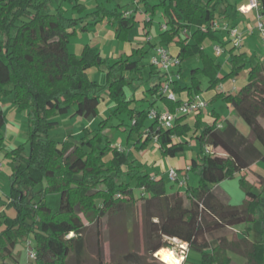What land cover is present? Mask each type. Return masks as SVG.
<instances>
[{
  "label": "trees",
  "instance_id": "1",
  "mask_svg": "<svg viewBox=\"0 0 264 264\" xmlns=\"http://www.w3.org/2000/svg\"><path fill=\"white\" fill-rule=\"evenodd\" d=\"M65 2L71 3L80 16L67 15ZM122 8L118 5L108 9L100 4L89 13L90 21L84 23L82 14L86 6L80 0H0V100L12 95L16 107L26 112L30 142L28 153L20 145L5 154L15 165L6 203L9 207L13 205L17 213L15 216L6 211L0 213V264L9 261L18 264L16 248L30 240V236L36 242V258L32 259L36 264H70L71 256L76 264H83L86 225L81 215L90 222H99L122 208L130 214L139 201L144 249L150 255L170 247L167 238H176L187 243L189 250L201 254V264H231L230 251L245 256V264H264V177L263 190L257 192L255 184L243 173L258 162L264 163V59L254 62L247 52L227 48L226 33L212 27L215 20L233 19L238 8L229 0H159L158 4L139 0L133 10ZM158 8L166 16L167 28L160 31L158 43L148 41L152 49L175 44L182 62L177 69L181 76L183 62L194 58L201 61V66L191 68L190 84L182 85L179 80L173 84L176 94H185L186 98L170 100L163 96L159 89L162 76L152 63L145 75V65L140 61L150 48L138 49L140 58L131 53L113 62L107 61L91 44H84L79 55L69 48L70 39L79 29H88L106 19L114 26L116 37L127 40L139 20L136 14L142 11L149 15L144 20L147 29ZM208 40L226 48L230 62L227 73L221 75V63L205 51L204 43ZM104 63L109 69L107 83L102 85L89 79L87 69ZM245 70L248 81L244 86L228 94L218 92L212 101L221 99L231 104L250 126L251 137L230 120L218 127L220 116L214 110L211 122L204 121L202 112L195 115L193 122L187 115L178 116L172 128L157 127L155 120H149L150 109L160 112L155 107L159 99L174 112L183 101L203 94L202 75L208 78L206 90H210L236 79ZM126 85L133 92L144 88L149 106L144 108L143 104H137L138 100L130 98ZM106 89L107 97L114 103L111 116L120 120L117 124L109 126L102 121L93 136H90L93 131L86 128L80 142L70 135L63 141L50 137L49 130L58 124L53 119L56 114L74 108V115L88 120L96 118ZM5 119L0 107V132ZM105 128L126 133L127 146L132 144L137 151L148 149L157 134L163 157H176L185 151L188 139H196L201 150L190 164L189 173L197 176V183L190 185V182L185 191L179 185L169 191L162 175L150 172L128 149L114 145L103 133ZM3 142L0 135V150ZM87 146L91 151L86 150ZM207 146L213 151L206 152ZM108 153L112 156L106 160ZM237 174L246 195L241 205L231 204L220 187L224 180ZM136 188L140 190L139 198ZM50 194L59 195L56 211L47 201ZM240 224H259L260 239L239 237L232 228ZM96 254L98 264L144 263V256L136 251L124 253L119 260L107 261L102 244Z\"/></svg>",
  "mask_w": 264,
  "mask_h": 264
},
{
  "label": "rangeland",
  "instance_id": "2",
  "mask_svg": "<svg viewBox=\"0 0 264 264\" xmlns=\"http://www.w3.org/2000/svg\"><path fill=\"white\" fill-rule=\"evenodd\" d=\"M80 2L85 4L86 6V11L82 14V17L86 19L84 23H87L90 21L91 18V15L89 13L97 9L98 3L96 2V0H80ZM116 3H120L123 7L122 9L133 10L135 8L136 0H115L114 4H111V2H107L109 7L112 8L115 7ZM63 5L65 6V8H67L68 10L67 15H69L70 17L80 16L79 11L73 9L71 3L65 2L63 3ZM54 7H56V5ZM140 18L141 15L138 14L137 19L139 20L135 24V26L129 31L127 40L122 41L118 39L116 37L115 28L111 27L112 25H109V23L107 22L108 20L106 19L104 24L99 22L95 26H89L88 29L85 30L79 29L78 33L75 34L70 39L69 48L73 53L79 55L82 52L84 44L86 43L91 44L109 62H113V59H116L120 56L125 57L126 55L131 53L135 54L134 58L136 59L140 58V54H139L140 52L136 53L138 49H141L143 47L146 49L150 48L152 50V48L154 47H151V44L148 41L151 40L152 44H156L160 40L161 25L166 22V16L164 15L161 9H158L156 11L155 16L153 17V23L151 24L150 28H148L149 35L145 34L146 30L143 29L144 26L143 20L145 19L140 20ZM252 38H254L252 39L253 41L252 45H254L255 48H252L250 53L252 56V60L254 61L256 53L260 55H264V45L259 37L258 38L252 37ZM139 40H143L142 42L144 46L139 43ZM145 43L147 44L145 45ZM175 46H169V50L171 53L177 51V46L176 47ZM154 52L156 53L155 49L150 51L149 53H146L144 58L140 61L141 65H145V70H144L145 75L149 74L150 71L149 65L152 62V56L154 55L153 54ZM209 53L213 56V49L211 47ZM229 64L227 63V68L226 69L224 68L223 72H226L227 70L230 69ZM193 66H201V61L199 58H194L192 60L183 62L182 68L184 70V73L182 74L179 80L183 85L186 83L190 84L191 82L190 71ZM108 69L109 66L107 63L101 65H95L87 69V75L90 80L105 85L108 80L107 77ZM129 72L130 71L127 70L126 74L129 75ZM118 75L120 76V74ZM201 79L203 82V89L206 90L209 86V80L204 75L201 76ZM247 81H248V70H245L242 71L236 77V79L227 81L226 86L228 88L231 87L232 89L235 86L238 90L242 86H244L247 83ZM219 88L222 89V87ZM222 90H224V88ZM125 91L129 97L132 96L133 91L130 88V85H126ZM233 91L236 92V90ZM108 95H109V91L106 89L103 94L104 98L101 99V103L99 105L101 108L107 105L105 104V102L109 100V98L107 97ZM216 101H219L218 103L219 109L223 107V109H220L222 113L224 111L225 113H228L226 106L224 104L225 102L221 99H218ZM216 101L210 104V106L209 105L207 106L206 112L213 110L214 107H217L215 103ZM109 104L113 105L114 103L111 102ZM0 105H2L0 107L4 110L6 117L5 119L6 123L0 132V135L3 137V141H4V148L2 153L5 155L7 151L13 150L20 145H24L25 146L24 152L28 153L30 150V142L28 141L26 112H21L15 106L12 95L6 96L3 99H1ZM228 115L244 135L251 137L250 126L241 116H239L236 112L230 113ZM189 117L190 115L188 116V118ZM190 118H189L190 122H193L194 118L193 117ZM53 119L57 121L58 124L57 126L49 130L50 137L55 140L63 141L68 135H70L76 142H80L82 135L85 134L86 128H90V130L93 131V133L90 134V136H93V134L98 132L96 130L100 129V125H101L100 123L102 121L104 122L106 121L105 122L106 125L109 126L113 124H117L120 121L118 117L111 116L110 110L108 111L107 114L104 115H102L99 112V115L96 118H94L93 120H88L81 115H74V108H72L68 113L54 115ZM88 121L90 122L89 125L86 124ZM103 133L110 138L113 135L115 136L113 140L111 139L113 141V144L126 143L127 136H125L123 133H121V131L117 130L116 128H105ZM188 140L190 142L186 146L185 151L175 157V162L179 163V165H183L189 162L192 163L196 159L197 153L200 152L201 150L199 141H197L196 139H188ZM256 144L260 148H262L259 142L256 141ZM86 148L87 151H91L89 146H87ZM149 148H151V151L154 152L152 155V158L154 160L162 159V161L163 162L165 161V163L167 161V164L170 160H174L173 159L174 157H165L167 159H164L162 157L163 155L158 145L155 143L151 144ZM130 151H132L131 152L132 157L136 159H138L137 153L143 152V151L134 150L133 147L131 148ZM2 156L1 159L4 166L0 168L1 170L0 197L4 196L5 198L3 200H1L0 198V213L6 211L8 215L15 216L17 213L16 208L13 205L9 207L6 203L7 194L10 192V175L13 173L15 165L11 157L5 156L2 158ZM111 156L112 154L108 153L105 155V159L109 160ZM255 166L256 167H253V169H249L247 171H244L243 173L246 176H248L250 181H252L255 184V191L260 192L263 190V186H261L262 184L261 182L263 181H261V178L262 176L264 177V163L258 162L257 165ZM147 169L152 173H160L165 179L166 186L169 191L176 190L179 187L177 183L172 182L169 179V170H166L165 172H160L159 170H161V167L159 166L147 167ZM240 177H241L240 174H237L235 177L226 179L220 184V187L229 196L230 203L233 205H241L246 198L245 192L243 191L240 185ZM195 184L193 182L190 183V185H195ZM132 185L135 186V182H132ZM185 188L183 187L181 188V190L185 191L184 190ZM135 192H136V196L139 198L140 190L136 188ZM47 201L54 211L58 209L59 207L58 194L48 195ZM185 201L188 203L187 199H185ZM141 204L142 202L139 201L130 214L129 212L126 211L125 208L119 209L118 211H112L106 217L102 218L101 221L99 222L98 221L90 222L85 215L83 214L81 215V218L86 225V230L84 232V237L86 240V251L84 255L83 264H98L96 253L98 250V246L100 244L103 245L104 258L107 261H111L113 259L119 260L124 253L128 251H136L144 256L143 264H165L161 260L160 256L157 255V253L150 255L144 249V238L142 234L143 221H142ZM262 214H264V209H262ZM245 226H246L245 224H240L237 225V228L239 231L244 229L242 231L243 233L244 231L247 230ZM251 226L254 228L251 231L249 239L252 241L259 240L260 233H258L257 230L258 228L260 230L261 226L259 224H252ZM72 235H73L72 233L69 234V236ZM29 239L32 241L33 247H36V242L33 239V236H30ZM167 239L168 242H170L171 244L170 247L167 248H171L172 250L178 251L177 253L180 256L184 255V261H182V264H201L202 257L199 252L186 249L185 254H182L180 252L181 250L180 240L175 241L173 239H169V238ZM26 242L27 240H25L23 243H20L16 248V252H17L16 255L19 260L18 264H36V260L30 259V257L28 256ZM229 255L232 258L231 264L246 263L247 258L239 253L230 251ZM8 263L15 264L10 261ZM69 263L76 264L74 256H71Z\"/></svg>",
  "mask_w": 264,
  "mask_h": 264
},
{
  "label": "built area",
  "instance_id": "3",
  "mask_svg": "<svg viewBox=\"0 0 264 264\" xmlns=\"http://www.w3.org/2000/svg\"><path fill=\"white\" fill-rule=\"evenodd\" d=\"M263 1L264 0H249L248 4L241 5L238 7V12L242 14H247L249 12H254L255 25L252 29L262 41L264 45V9H263ZM127 15L130 12L126 13ZM212 27L216 30L225 32L226 35L224 40L227 41L231 47L240 49L243 46L244 34L239 29V27L232 23L230 20H215L212 22ZM167 25H162V30H166ZM214 54L217 57H220L222 54L226 52V48L222 44H214L213 45ZM155 67L159 74L162 76V79L159 83L160 92L163 96L167 97L170 100H176V94L173 90V84L176 80L181 78V75L178 73L177 69L181 65V59L178 55H174L170 52L168 48L165 46L159 45L156 47V53L152 57L151 62ZM222 87V84L220 85ZM236 88H234L235 90ZM209 105L208 101L205 100L201 95H197L192 100H185L179 105L176 111L172 112L169 108L164 111L158 112L156 109L152 108L149 110V120H155L157 123V127L161 126L164 128H172L174 126V122L178 116L181 115H196L199 112H202ZM223 124L219 123L218 127H222ZM153 142L158 144V135H153ZM121 148V147H120ZM213 148L210 146L206 147V152H212ZM3 163L0 161V168H2ZM191 165L188 164L184 168L179 169L176 167H172L169 170V179L173 182H176L180 187H187L190 183L189 180V171ZM27 251L28 256L31 259L36 258V252L33 247L32 241L28 240ZM182 254H185V250L188 249V244L181 242L180 243ZM184 261V255H181Z\"/></svg>",
  "mask_w": 264,
  "mask_h": 264
},
{
  "label": "crops",
  "instance_id": "4",
  "mask_svg": "<svg viewBox=\"0 0 264 264\" xmlns=\"http://www.w3.org/2000/svg\"><path fill=\"white\" fill-rule=\"evenodd\" d=\"M114 1L115 0H96V2L98 3V5H103V6H105V7H107L108 9H111L112 7H109V5L107 4V2H111V4H114ZM138 1L139 0H136V4L138 3ZM231 3H233L237 8L239 7V6H241V5H245V4H248V2H249V0H229ZM159 3V0H152V4H158ZM135 4V5H136ZM118 5H120V6H122L120 3H116L115 4V7L116 6H118ZM114 6V5H113ZM114 8V7H113ZM159 9V8H158ZM138 14H140L141 15V18H140V20L141 19H145V21H147L148 19H149V16H148V14H146L145 12H142V11H140V12H138L137 14H136V16H138ZM106 20H104L103 22H101L102 24H104V22H105ZM144 21V20H143ZM230 21H232V23L233 24H235V25H237L238 27H239V29L243 32V34H244V41H243V46L240 48V50L239 51H242V52H247L250 56H251V50H252V48H255V46L254 45H252V43H253V41H252V39H254V38H252V37H257L258 38V36L254 33V32H252V29H253V27H254V25H255V20H254V12H249V13H247V14H242V13H240V12H238L237 14H236V16L233 18V19H231ZM108 23H109V21H107ZM109 25H112V24H110L109 23ZM151 26V25H150ZM150 26L148 27V28H150ZM111 27H114L113 25L111 26ZM148 28L147 29H145L144 28V26H143V29H145L146 30V32L148 31ZM161 30H162V25H161ZM146 34V33H145ZM143 41V40H139V43L141 44V45H143V42L141 43V42ZM151 41V40H150ZM147 43H145V45H146ZM214 44H217V43H214V42H212V41H205V43H204V49H205V51L211 56V57H213L215 60H216V62H219V63H221V65H222V70H221V75L222 74H225V73H227L229 70H227L226 72H223V69L225 68H227V63L229 64L230 62H229V54L227 53V51L224 53V54H222L220 57H217L215 54H214V51H213V56L209 53V50H210V47L213 49V45ZM255 44V43H254ZM144 46V45H143ZM171 46H175V44H171ZM176 47V46H175ZM227 48H231V45L230 44H228L227 46H226ZM168 49H169V47H168ZM152 50H154V49H152ZM151 50V51H152ZM178 52H179V48L177 47V51L176 52H173L172 54H174V55H178ZM155 53V52H154ZM153 53V54H154ZM114 58H116V57H114ZM258 58H261V59H264V55H260V54H257L256 53V56H255V59H254V62L256 61V59H258ZM221 59H223V60H221ZM251 59H252V56H251ZM230 65V64H229ZM230 68V67H229ZM180 80V79H179ZM180 82V81H179ZM181 83V82H180ZM182 84V83H181ZM187 84V83H186ZM183 85V84H182ZM185 85V84H184ZM150 87L151 86H153V83H151L150 85H149ZM220 87V86H219ZM219 87H217L216 89H210V90H205L204 92H203V94H201V96L205 99V100H207L208 101V103H209V106H210V104H212L214 101H212V99L214 98V96L218 93V92H224V93H226V94H228L229 92H234L233 90H234V88H236L235 86L233 87V89L230 87V88H228L227 86H226V83H224V84H222V89L224 88V90H222L221 88H219ZM146 89V88H145ZM174 90V89H173ZM236 91H237V88L235 89ZM144 88H140L139 90H137V91H135V92H133V94H132V96L130 97V98H134V99H136V100H138L137 101V104L139 105V104H143L142 106L144 107V108H147L148 106H149V103L146 101V96L144 95ZM174 92H175V94H176V91L174 90ZM144 98V99H143ZM176 98H186V96H185V94H182L181 96H178L177 94H176ZM140 100V101H139ZM216 101V100H215ZM108 102V103H107ZM112 101L111 100H108V101H106L105 102V104H107V105H105L103 108H101L100 106H99V110H100V113L102 114V115H104V114H107L108 113V111L109 110H111L112 108H114L113 107V105L112 104H109V103H111ZM221 102V101H220ZM216 103V105H217V107H214V112H216L217 114H219V116H220V121H219V123H222V124H225V121L226 120H230V121H232V119L230 118V116L228 115V114H230V113H234L235 111H234V108H233V106L231 105V104H229V103H224L225 104V106H226V109H227V111H228V113H225V111L222 113V111L220 110V109H223V107L222 108H220L219 109V105H218V103H219V101H216L215 102ZM0 106H2V105H0ZM16 106V105H15ZM157 109H159V111H164L165 109H167L168 108V106H167V104L165 103V101H163V100H161V99H159V101H157V104H156V106H155ZM211 112L212 111H208V112H206V109H204L203 111H202V113H203V115H204V121L205 122H211V121H213V118H212V116H211ZM27 117V116H26ZM190 117H195V115H190ZM189 117V118H190ZM191 119V118H190ZM233 122V121H232ZM89 121L86 123L87 125H89ZM234 123V122H233ZM235 124V123H234ZM236 125V124H235ZM27 126H28V123H27ZM237 126V125H236ZM28 128V127H27ZM108 133V132H107ZM122 133V132H121ZM125 136H126V133H123ZM113 138H115V136L113 135L112 137H111V139L113 140ZM119 138V137H118ZM151 144H154L153 142H151ZM150 144V145H151ZM156 144V143H155ZM114 145H118L119 147H121L122 149H128L129 151L131 150V148H132V144H130V145H128L127 146V144L125 143V144H117V143H114ZM150 145L148 146V149H146L145 151H143V152H140V153H137L138 154V162H139V160H140V162L139 163H142V164H144L146 167H155V166H159V167H161V170H159L160 172H165L166 170H170V168H172V167H178L179 169H182V168H184L186 165H188V164H191L190 162L189 163H185V164H183V165H179V163H177V162H175V157L173 158L174 160H170L169 162H168V164H167V161H166V163H165V161L163 162L162 161V159H157V160H154L153 158H152V155H153V153L154 152H152L151 151V148H149L150 147ZM158 145V144H157ZM158 147H159V145H158ZM3 148H4V142H3ZM134 149V148H133ZM135 150V149H134ZM3 152V149L2 150H0V161H2V159H1V156H2V153ZM132 151H130V153H131ZM3 157H5V155L3 154V156H2V158ZM163 157V156H162ZM164 159H167V158H165V157H163ZM192 162V161H191ZM255 165H257V163L256 164H254L250 169H253V167H256ZM4 166V165H3ZM180 166V167H179ZM169 168V169H168ZM1 171V170H0ZM156 174H159V175H161L160 173H156ZM189 180H190V182H193L194 184L195 183H197V180H198V178H197V176H195V175H192V174H190L189 173ZM6 194V193H5ZM9 194V193H8ZM8 194H7V196H8ZM1 198V200H3L5 197L3 196V197H0ZM2 209H3V207H2ZM246 226H245V228L247 229L246 231H244L243 233H242V231L244 230H238V228H237V226H235V227H233L232 228V230H233V232H236V234L239 236V237H241V236H244V235H246V236H248V238L250 237V234H251V231H252V224H245ZM241 233H242V235H241ZM231 235L229 236V239H231ZM178 240V239H177Z\"/></svg>",
  "mask_w": 264,
  "mask_h": 264
},
{
  "label": "bare ground",
  "instance_id": "5",
  "mask_svg": "<svg viewBox=\"0 0 264 264\" xmlns=\"http://www.w3.org/2000/svg\"><path fill=\"white\" fill-rule=\"evenodd\" d=\"M173 240L177 241L176 238ZM177 252L171 248L163 247L157 252V255L165 264H182L183 258Z\"/></svg>",
  "mask_w": 264,
  "mask_h": 264
},
{
  "label": "clouds",
  "instance_id": "6",
  "mask_svg": "<svg viewBox=\"0 0 264 264\" xmlns=\"http://www.w3.org/2000/svg\"><path fill=\"white\" fill-rule=\"evenodd\" d=\"M180 242H182V241H180Z\"/></svg>",
  "mask_w": 264,
  "mask_h": 264
}]
</instances>
